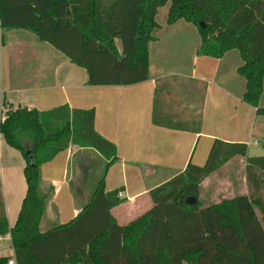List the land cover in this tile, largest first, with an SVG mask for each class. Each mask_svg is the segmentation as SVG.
Segmentation results:
<instances>
[{
    "label": "trees",
    "instance_id": "trees-1",
    "mask_svg": "<svg viewBox=\"0 0 264 264\" xmlns=\"http://www.w3.org/2000/svg\"><path fill=\"white\" fill-rule=\"evenodd\" d=\"M167 2L168 25L182 19L196 27L198 55L239 53L241 98L264 117V0H0V46L3 30L24 29L84 68L88 85L139 83L150 78L149 43L159 27L157 10ZM94 119L93 108H13L0 94V137L21 153L26 182L12 227L0 188V236L9 233L13 248L0 264L10 258L16 264H264V200L249 193L201 207L198 198L201 182L234 156L245 158L248 188L264 189V156H248L247 143L214 139L202 166L188 163L150 189L153 206L119 225L110 210L125 198L121 189L105 191L116 146L95 130ZM70 145L96 151L102 171L77 215L43 231L54 187H42L40 167ZM188 196L196 202L186 204Z\"/></svg>",
    "mask_w": 264,
    "mask_h": 264
},
{
    "label": "crops",
    "instance_id": "crops-1",
    "mask_svg": "<svg viewBox=\"0 0 264 264\" xmlns=\"http://www.w3.org/2000/svg\"><path fill=\"white\" fill-rule=\"evenodd\" d=\"M9 30H14L13 44L4 53L2 43L0 46V94L5 105L42 111L67 104L70 108L95 110V130L116 146L118 159L107 169L105 191L121 189L119 197L125 198L110 210L119 225L128 224L153 206L150 189L182 172L188 163L202 166L214 139L244 142L251 147L260 115L241 98L245 80L237 73L242 60L236 50L220 58L198 55V35L191 62L183 69L178 65L163 68L149 55V79L131 85L91 86L84 68L35 37ZM263 98L264 89L260 106H264ZM263 126L264 121L258 131L263 138L254 139L259 150L250 155L248 149V156H264ZM76 153L78 150L70 145L40 167L42 187H54L41 222L43 231L73 219L90 198L83 185L85 164L70 167ZM24 164L21 153L0 137V188L9 227L16 221L26 192ZM237 165L244 169L245 158L232 157L201 182L200 191L210 179L228 173L220 181L215 179L220 187L212 184L211 202L202 206L249 193L264 200V189L248 188L245 172L236 174L237 192L233 190L219 199L221 181H226V187L234 183L235 177L229 173ZM12 255L10 234L0 236V256Z\"/></svg>",
    "mask_w": 264,
    "mask_h": 264
},
{
    "label": "rangeland",
    "instance_id": "rangeland-1",
    "mask_svg": "<svg viewBox=\"0 0 264 264\" xmlns=\"http://www.w3.org/2000/svg\"><path fill=\"white\" fill-rule=\"evenodd\" d=\"M168 7H169V2L159 7L157 10L156 22L159 24V27L153 32L154 40L149 43V55L152 61L154 60L155 62L156 60L160 61V64H162L163 68H169V66L176 68V65H178L177 66L178 68L183 69L187 67V65L191 62L190 59L193 56L192 46L193 44H196V38L198 37L197 29L193 24L187 23L184 20H181L180 22L175 23L173 25H168L166 23ZM12 29H15V28H12ZM11 31H14V30H9V29L3 30V39H2V46H1L3 49V53L5 52V48H6V51L9 50V49L7 50V46L9 44H13L12 35L14 32H11ZM15 31H21L22 33H25V34L27 33L28 35H30L31 37H35V39L39 41L33 33L27 30L15 29ZM39 42L53 49V47L50 46L48 43L42 42V41H39ZM117 45L120 48L119 41H117ZM4 59H6L5 54H4ZM10 61L11 63L14 62L13 59H11ZM12 73H14V68L12 70ZM263 121H264L263 116L257 117V120L255 121V132H254L253 137L250 140L251 143L253 142L254 139L257 140L258 138H263V136L259 135L258 133L259 126L261 122ZM74 147L78 150V153L74 154V156L71 158L70 167L77 168V167H80L79 166L80 164H85L87 175L83 181V185H84L85 191H87L86 194L88 193L87 195H90L101 174L102 160L100 156L97 154V152L94 150H91L88 148H79L77 146H74ZM249 150H250L249 151L250 155H254L255 150H259V147L252 143ZM243 172H245V169L243 168L240 169V166L233 169V171L229 173V176L230 177L232 176L233 178L235 177L234 183L232 181L231 184L229 185L227 184V187H226V181H224V179L223 181H221V183L223 182L221 189H220L222 191L221 192L222 194H220L219 199H221L223 195H230L233 192V190L235 191L234 193L237 192L239 185L236 180V177H238L236 176V174L237 173L243 174ZM81 175L83 176V173H80V176ZM78 176H79V171H77L76 173V177ZM221 176L227 177L228 173L222 172ZM221 176L219 177L220 179L218 178L210 179L208 184H206V186L202 189V191L199 192L198 198L200 200L201 206L211 202L210 193L213 187L212 184L213 183L217 184L215 179L216 180L218 179L219 181L222 180ZM217 186L220 187L219 184H217ZM208 192H209V196H207ZM217 199L218 198H215V200ZM41 229H43V226H41Z\"/></svg>",
    "mask_w": 264,
    "mask_h": 264
},
{
    "label": "water",
    "instance_id": "water-1",
    "mask_svg": "<svg viewBox=\"0 0 264 264\" xmlns=\"http://www.w3.org/2000/svg\"><path fill=\"white\" fill-rule=\"evenodd\" d=\"M200 25L204 27V24L202 22H200ZM185 202L186 204H189V205L194 204L196 202V198L194 196H188L185 198Z\"/></svg>",
    "mask_w": 264,
    "mask_h": 264
},
{
    "label": "built area",
    "instance_id": "built-area-1",
    "mask_svg": "<svg viewBox=\"0 0 264 264\" xmlns=\"http://www.w3.org/2000/svg\"><path fill=\"white\" fill-rule=\"evenodd\" d=\"M252 143H253V144H257V141L254 140ZM252 143L250 142L249 144H252ZM7 264H16V263H15V260H14L13 258H10V259L7 261Z\"/></svg>",
    "mask_w": 264,
    "mask_h": 264
}]
</instances>
